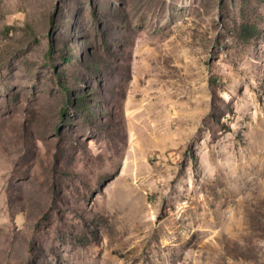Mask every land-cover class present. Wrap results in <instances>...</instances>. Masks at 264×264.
<instances>
[{
  "label": "rangeland",
  "instance_id": "obj_1",
  "mask_svg": "<svg viewBox=\"0 0 264 264\" xmlns=\"http://www.w3.org/2000/svg\"><path fill=\"white\" fill-rule=\"evenodd\" d=\"M141 1L0 0V264H264V0Z\"/></svg>",
  "mask_w": 264,
  "mask_h": 264
},
{
  "label": "bare ground",
  "instance_id": "obj_2",
  "mask_svg": "<svg viewBox=\"0 0 264 264\" xmlns=\"http://www.w3.org/2000/svg\"><path fill=\"white\" fill-rule=\"evenodd\" d=\"M141 2H142V4L140 5V8H139V12H142L141 14L144 13V14H147V15L152 16V17L156 16L158 18H162V13H161L162 12L161 10L163 7L162 0H142ZM157 8L159 9V11L157 10Z\"/></svg>",
  "mask_w": 264,
  "mask_h": 264
}]
</instances>
